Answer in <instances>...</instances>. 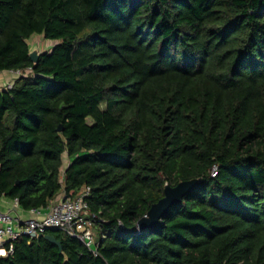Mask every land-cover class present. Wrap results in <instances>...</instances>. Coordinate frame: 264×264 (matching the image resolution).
Listing matches in <instances>:
<instances>
[{
  "label": "trees",
  "instance_id": "1",
  "mask_svg": "<svg viewBox=\"0 0 264 264\" xmlns=\"http://www.w3.org/2000/svg\"><path fill=\"white\" fill-rule=\"evenodd\" d=\"M35 35L53 42L37 63ZM17 70L0 198L28 211L89 187L98 256L48 231L61 250L21 237L0 264H264V1L0 0V72Z\"/></svg>",
  "mask_w": 264,
  "mask_h": 264
},
{
  "label": "built area",
  "instance_id": "2",
  "mask_svg": "<svg viewBox=\"0 0 264 264\" xmlns=\"http://www.w3.org/2000/svg\"><path fill=\"white\" fill-rule=\"evenodd\" d=\"M30 72L31 70L5 71L11 76V80L0 89H11L16 79L27 77ZM3 73L0 72V77ZM215 175L216 168L211 172L212 177ZM60 194V199L51 200L46 207L26 211L30 216L24 220L18 216L17 211L21 207L17 199L13 200L9 210H0V257L12 255L15 240L21 237L37 239L48 231H58L69 239L80 242L94 257L98 256V241L93 231L95 217L90 213L87 203L90 188H83L75 196L66 195L64 191Z\"/></svg>",
  "mask_w": 264,
  "mask_h": 264
},
{
  "label": "water",
  "instance_id": "3",
  "mask_svg": "<svg viewBox=\"0 0 264 264\" xmlns=\"http://www.w3.org/2000/svg\"><path fill=\"white\" fill-rule=\"evenodd\" d=\"M29 57L33 63H37L39 59L37 50H31L29 53ZM57 130L58 132H60L61 126H59ZM197 184V180L181 182L175 187H171L170 185L166 184L164 187V197L151 206L146 216L140 218L137 221V228L139 230H149L156 227L158 222L169 211L170 207L174 204L180 203L184 196ZM40 238H43L48 242L56 245L61 250V243L53 236L48 234L39 235L37 237V240Z\"/></svg>",
  "mask_w": 264,
  "mask_h": 264
},
{
  "label": "crops",
  "instance_id": "4",
  "mask_svg": "<svg viewBox=\"0 0 264 264\" xmlns=\"http://www.w3.org/2000/svg\"><path fill=\"white\" fill-rule=\"evenodd\" d=\"M39 37V36H38ZM40 37H42V36H40ZM44 40V39H43ZM51 44L53 43V42H50ZM53 45V44H52ZM52 45L50 46V47H52ZM32 48V46H30V49ZM34 48V47H33ZM9 80H11V76L9 75V74H7V73H3L2 74V76L0 77V88L1 87H3ZM62 197V195L61 194H59L57 197H56V199L58 200V199H60ZM12 205H13V200L12 199H9V198H6V197H1L0 198V210L1 211H7V210H9V208L10 207H12ZM17 213H18V216L21 218V219H27V218H29V216H30V214L28 213V212H26V211H23L22 209H19L18 211H17Z\"/></svg>",
  "mask_w": 264,
  "mask_h": 264
},
{
  "label": "rangeland",
  "instance_id": "5",
  "mask_svg": "<svg viewBox=\"0 0 264 264\" xmlns=\"http://www.w3.org/2000/svg\"><path fill=\"white\" fill-rule=\"evenodd\" d=\"M28 43L30 46H32L31 50L36 49L38 54L44 51H48L51 48L50 46L53 44V43L51 44L50 41L43 40V38L40 36L38 37V35L31 37ZM93 231H94L96 240H98L99 236H98L97 230L93 228Z\"/></svg>",
  "mask_w": 264,
  "mask_h": 264
}]
</instances>
